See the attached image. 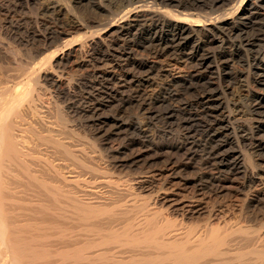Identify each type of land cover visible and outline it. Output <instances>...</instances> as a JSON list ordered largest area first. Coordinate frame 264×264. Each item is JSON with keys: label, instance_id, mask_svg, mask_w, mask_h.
I'll return each instance as SVG.
<instances>
[{"label": "rangeland", "instance_id": "374dc122", "mask_svg": "<svg viewBox=\"0 0 264 264\" xmlns=\"http://www.w3.org/2000/svg\"><path fill=\"white\" fill-rule=\"evenodd\" d=\"M107 1L110 7L105 4V8H100L98 0H0V50L10 46L22 51L24 55L19 52L18 60H22L24 65L28 63L26 66L30 70L20 73L16 68L17 58L3 54L0 60V91L4 90V87H12L24 78L37 76L43 68L51 70L47 64L51 65L49 60L54 53L59 56L58 60H61L60 68L51 65L54 71L59 70V76H56L62 78L61 81L55 85L53 82L45 83L41 80L42 82L38 83L40 88L36 89L38 86H35L36 93L43 92L40 94L42 99L38 101V105H41L38 118L37 115L28 114L31 118H27V124L26 121H22V124L20 122L21 127H28L26 130L33 128V132H39H34L36 135L32 131L30 132L33 134L27 132L28 138L30 137L27 139L30 141L27 147L31 151L34 147L36 151L41 150L42 161L45 158H54L63 177L60 179L53 175L52 178L46 167H43L45 163L41 166L42 161H36V167L31 166L40 174L36 175H44L43 179L46 183H51L48 186L54 188V192H57L55 188L59 187L61 193L67 194L66 196L83 199L84 203H89L88 206L106 210L100 215L102 219L98 216V220L94 218L87 222L89 225L122 230L128 223L136 220V224L133 223L136 230L141 225L144 226L147 216L151 217L156 212V222L160 224L166 220L171 221L174 224V232L185 233L190 230L197 237L213 227L220 233L242 228L246 233L234 238H242L243 241L235 242V239L234 246H239L233 247L234 249L243 248L241 245L264 249V102L258 106L259 98L264 101V83L257 82L258 79L262 80L260 77L264 78V64L250 70L245 62L250 54L256 55L257 51L264 48V0H253L255 9L257 7L254 11L257 13L253 16V21L243 29L246 34L242 31L245 39H259L260 46L253 51L246 48L247 51H237L234 43L238 42L239 38L235 36L231 38L230 43L222 45L223 37L216 32L217 26L220 27L222 23L215 20L213 26H209L214 27V31L209 34L213 39L197 33L194 35V42H190L184 49L178 48L176 43L167 44L169 48L165 54L160 52L163 45H166V37L160 30H151L149 26L141 30L124 28V24L118 19L122 16L119 12L123 10L122 3L125 4L127 0ZM178 1L189 8L191 6L196 13H213L209 4L212 0ZM196 1H205L206 6L203 2L196 5ZM226 1L230 5L227 8L232 5L236 8L242 0H230L233 4L229 0ZM65 6L71 9L70 13L63 8ZM77 21L85 24L86 28L73 31L71 28ZM70 30L72 31L69 32ZM64 33L68 36L63 37ZM96 33L97 36H93ZM211 40L213 43H210ZM196 50H199L200 55H217V59L213 60V64L203 67L197 60H190L188 54L197 53ZM222 51L227 52V57L231 58L227 65L222 64L223 60L219 57V52ZM218 91L222 92V101L225 100L231 107L244 105L242 110L244 109L245 114L240 118L245 126L248 124L246 127L251 130L250 135L248 132L243 135L239 131L238 134H221V125L216 122L222 118V114H212L211 112L216 110V104L207 105V99L204 98ZM249 92L252 95L247 97ZM27 106L24 107L26 111L29 108ZM204 106L208 108L205 109ZM255 107L260 113L256 112ZM226 113L224 112V115ZM38 135L53 136L67 146L73 155L66 154L63 147L47 141L40 142ZM242 136L245 137L244 140ZM237 139L240 142H237ZM228 140L234 143L227 144ZM238 151L249 154L245 160L250 157L252 159L253 164H250L247 174L234 168L235 159L232 153ZM11 179L10 184L6 183L10 188L6 185L3 193L1 191V197H4L1 209L4 216L8 215L4 218L7 226H10L9 231L16 228L21 230L23 224L27 226L30 223L28 227L33 226L34 231L28 227L22 229L26 232L29 230L30 235L31 231L35 234V230L44 225L48 228L58 225L75 229L73 232L69 231L73 235L71 240L75 238L72 243L96 239L95 232H90L91 235L86 230L81 232L86 226L82 225L84 222L71 217H67V220L62 218L64 216L60 218L63 213L58 216L63 221L56 215L54 220L52 213L43 215L46 212L40 211L43 210L42 204L48 206L49 200V206L52 208L61 203L72 205L73 202L66 199L68 197L61 196L60 202H54V199L50 198L51 192H47L51 189L44 191L46 188L40 185L37 187V184L33 186L23 182L27 186L25 187L23 183H16L15 179ZM41 219H44L43 223ZM107 221L110 224L107 225ZM49 231L55 232L53 229ZM94 233L96 236L92 235ZM56 238L53 235L45 244L51 247L55 243L58 246L54 244L51 248H62L70 240L67 238L66 242L61 239L63 241L60 242V239ZM78 238L81 239L78 241ZM245 239L247 242L250 240L247 243ZM110 249L111 253L114 252L120 258L125 257L126 261L132 255L129 249L124 251V248L114 246ZM1 250H4L3 247ZM129 252L131 254H128ZM4 253L6 252L0 253V264H6L8 260Z\"/></svg>", "mask_w": 264, "mask_h": 264}, {"label": "bare ground", "instance_id": "6f19581e", "mask_svg": "<svg viewBox=\"0 0 264 264\" xmlns=\"http://www.w3.org/2000/svg\"><path fill=\"white\" fill-rule=\"evenodd\" d=\"M98 1L100 2V3L98 2L99 3L98 7H100V8H105L104 5L106 4L105 6H107L109 4V3L107 4V2H108L107 0L106 1L98 0ZM109 1H111V0H109ZM122 2H123V0H122ZM200 2H203V1H200ZM200 2H197L196 5H199ZM227 3L228 2L226 0H212V2L209 4H211V9L213 10L211 12H213V13L207 14V11H205L206 13L201 14V13H199L200 11L197 10L198 13H196L194 8H191V6L189 8L188 6H186V4H184L183 2L181 3L178 0H127V2L125 4L122 3L124 7H123L122 11H119L120 13H122V16L118 19V21H120V23L122 22L124 24V26H123L124 28H128L130 30L133 28L137 29V30H141V28H144L146 26H149L150 29L151 28L155 29V31L160 30L161 34L166 37V40H165L166 45H163V48L161 49V51L158 50L161 52V54L167 53L168 48H169V47H167V44L171 45L170 43H172V44L176 43L178 48H183V49L186 48V46L190 42H192L194 39H196L194 37V35H196L197 33L198 34L202 33V34L206 35L209 39H213V37L212 38L209 37V34L211 31H214V27L211 28L209 26H213L215 20H216V22L218 20V22L221 21L220 23H222V25L220 27L219 26H217V28L215 27L216 32L218 31L220 36L223 37L222 38L223 41L222 40H221L222 42L220 41L222 43V45H226V44L230 43L231 38L235 36V37L239 38V41L237 40L238 42H236L239 45L234 43L237 51H240L241 49L244 50L245 48L248 51H253L254 48H256L257 46H260V45H258L259 39H257V40H248V38L245 39L242 31H243V29H245V27H247L250 24V21L253 19V16L257 13V12L255 13V11H254L257 9V7L255 9L254 1L253 0H242L241 3L238 1V3H240V4L236 5V8L234 5H232V7H230V8H227L230 6ZM193 5H194V3H193ZM66 6L63 8L65 10H68L70 13L71 9H69ZM205 6H206V4H205ZM205 6H204V8H205ZM71 7H73V6H71ZM109 7H107V8H109ZM103 11H104V9H103ZM108 11H111V10H108ZM101 12H102V10H101ZM72 14H74V13H72ZM203 14H205V15H203ZM223 17H225V18H223ZM216 24H218V23H216ZM216 24H215V26H216ZM84 26H85V24L81 23L80 21H77V22H74L71 29L73 31L77 32L79 30L86 28ZM101 26H103V25L101 24ZM109 26L110 25L108 24V27ZM103 27H105V25ZM118 27H119V25H118ZM72 30H70L69 32H71ZM106 31H107V29H106ZM69 32H67V33H69ZM67 33L62 34L63 37L66 36ZM97 34L98 33L94 34L93 36L96 37ZM99 34H100V32H99ZM246 37H247V35H246ZM45 38L47 39V37H45ZM236 39H235V41H236ZM235 41L232 40V42H235ZM0 42H2V41H0ZM46 42H47V40H46ZM211 42H212V40L210 41V43ZM68 45H70V44H68ZM242 45H244L243 48H242ZM73 46H75V45H73ZM0 47H2V45H0ZM71 47L69 46V48H71ZM65 51H66V49H65ZM19 52H20V50L18 51L17 48L15 49V47H10V46H8L7 48L3 47V51L0 50V60H1V56L3 54H9L11 56L16 57L17 59L15 58L16 59L15 62H16L17 71H19L20 73H23L28 69V67L26 66L28 63H26V65H24L25 63L23 64L22 60L21 61L18 60V58L20 57V54H22L21 53L22 51L20 52V54H19ZM196 52L197 53L188 54L190 56V60H197V62H199L200 65L203 67L210 65V64H213V62H214L213 60H215V58L217 57V55L216 56L215 55L214 56H207L208 54L207 55H204V54L200 55V54H198L199 50H196ZM257 52L258 53L256 55L250 54L247 61H245L248 63V68L250 70H252L253 67H255V66H262L264 64V48H263V50L257 51ZM219 53H220L219 57H221V60H223L222 64L227 65L228 62H230L231 58L229 59V57H227V52L222 51ZM22 55H24V54H22ZM68 58H70V57H68ZM58 59H59V56L55 55V53H54L53 56L51 55V57H50V60H49L50 64L51 65L53 64V67L60 68L61 66L59 67V64H60L61 60H58ZM41 62H42V60H41ZM62 63H64V62H62ZM51 65L47 64V67L51 68L52 71L47 70V69L45 70L43 68L44 70L42 69V71H39L37 76L33 77L34 76L33 75L32 76L33 78L28 77L27 79H25L22 75V77L24 79L17 81V83H15L12 87H8V88L4 87V90L0 91V247H1V249L3 247V249H4L3 251L6 252L4 254H6L8 257L7 262H5L6 264H233V263H235V264H264V249L259 248V247L254 248L253 246H252L253 248H251L250 246H248L250 248H247V246L244 247L243 245H241V243H240V245L243 248H237V247H236V249L233 248L235 246H239V245L234 246V244H236V243L233 244L235 239H236L235 242H238V240H239V239H237L238 238L237 235H239V234L244 235V233H246V232H244V229H242V228L237 229L235 231H227L224 233H220L217 231L218 230L217 228H216L217 230H215V227H213L210 230H208V231L204 232L203 234H200L199 236L196 237L194 235V233L191 232L190 230L188 232H185V233L174 232V230H173L174 224L169 220H166L165 222L159 224L158 221L156 222L157 219H155V216L157 217V215H158L156 212L155 213L157 215L154 213V215L152 214L151 217L147 216L148 218L147 217L145 218L146 221H145L144 226H142L140 224L141 227L136 226V228L139 227L136 230L134 228V226L136 224L135 223L136 220L131 221L126 226H124V224H123L124 227L122 230L121 229L113 230L111 228L110 229H106V228L102 229V226L100 227V225H99V227H100L99 228V227L93 226V224L92 225L87 224V222L91 221L92 219L94 220V218H97V220H98V216L100 217V219H102L101 218L102 216H100V215L105 213L106 210H104L103 208H95L93 206L92 207L88 206L89 203L88 204H87V202L84 203L82 201L83 199L80 200L77 197L71 198V196H66L67 194L65 195V194L61 193V190L59 189V187L55 188V191H57V192H54L53 191L54 188L51 189L48 186L49 183H46L47 181L45 179H43V177H45L44 175H43V177L37 176L40 174H37L38 172L35 171L36 169L32 168L31 166L34 165L36 161H39V162L42 161V160H40L41 155H42V154L40 155L41 150L39 152V149H38L37 150L39 152L38 153L35 150L36 147L33 146L35 148L34 149L35 151L34 150L31 151V149H29L27 147V146H29V145H27V143L29 141L27 139L30 138V137L28 138L27 132L28 131L30 132L34 129L31 128L32 130H30V129L26 130L28 127L25 129L24 126L21 127V125H20V122L22 124V121L25 122L27 120V118L29 117L28 114H32V116L37 115L36 117L38 118V115L41 112L40 111L41 105H38V103H40L38 101L41 98L40 94H42L43 92L42 93L41 92L36 93V90H35V86H38L39 81L43 80L45 83L49 81V82H53L55 85H57L61 81L60 79H62V78H57V76H56V74L58 75L57 72H59V70L56 71V69H55V71H54L53 68L51 67ZM200 65H198V66H200ZM39 67H40V65H39ZM36 68H37V66H36ZM260 69H262V68H260ZM34 70H35V68L33 70H31V73ZM27 75H28V73H27ZM15 78H16V76H15ZM260 78H262V80L258 79L257 82L264 83L263 76ZM39 86H41V85H39ZM39 86L36 87V89L40 88ZM41 89H39V91ZM220 92L219 91L213 92L212 94L207 95L204 98L207 99L206 100L208 103L207 105H209L210 103L216 104L215 105L216 108L213 107L216 110H214L213 112L210 111L212 114H215V113L218 114V112H221L220 114H222V118L216 122L217 125H221V131H220L221 134L226 133V132H231V133L233 132L235 134L236 133L238 134L237 131L241 132L242 134L243 133L245 134V132H248V134H249V131L251 133V130L246 127L248 124L245 126L243 124V122H241L240 117L245 112V111L243 112L244 109L242 110L243 104L241 105V107L238 105H233V107H231L230 104H228L227 102H224L225 100L222 101V96H221ZM250 93L251 92L247 93L248 94L247 97L248 96L250 97V95H252ZM244 98H246V97H244ZM263 102L264 101H261V98H259L258 106L260 104H262ZM26 105H28L27 108L29 107L28 111H26L27 109H24V107ZM206 106H204L205 109L208 108ZM254 109L256 110V112L260 113L257 110L258 108L255 107ZM224 112H227V113L224 115ZM29 118H31V117H29ZM32 118H35V117H32ZM18 120H20L19 123H18ZM27 121H26V124H27ZM36 121H38V120H36ZM40 121H42L41 118H40ZM232 121H233V123H232ZM230 122L232 123V125ZM42 123H44V122H42ZM29 126H30V124H29ZM40 126H41V124H40ZM42 128H43V126H42ZM32 132H30V133H32ZM25 133H26V135H25ZM38 133H36V134H38ZM215 136H216V134H215ZM37 138L38 139L40 138L39 139L40 142L41 141L42 142L47 141V142L52 143L58 147H63V149H65V151H66V154L69 153L68 155H73L71 153V150H69V148L67 146H65L59 140L55 139L53 136H49V137L39 136ZM244 139H245V137L242 136V140H244ZM33 140H35V139H33ZM237 140H235V141H237ZM228 142L231 144L234 143V141H232V140H228L227 144H228ZM237 142H240V141L238 140ZM29 143H30V141H29ZM37 144H39V143H37ZM221 145H222V143H221ZM243 153L244 152H241V151L232 153L233 157L235 159V162L233 165H234V168L238 172L247 174L248 169L250 168L249 167L250 164H253V163L251 162L252 161L251 157L246 159L248 161L247 162L245 160V157L248 156L249 154L246 155L245 153L244 154ZM242 157H244L243 160H242ZM41 163H39V164H41V166L45 163L43 167H46V169L50 172L49 174L52 175V178H53V175L60 177V179L63 177V175H61L57 169V165L55 164L54 158L53 159L51 158V160L48 158H45L44 161H42ZM36 164H37V162H36ZM51 175H49V176H51ZM10 178H12L11 180L15 179L16 183L19 181L21 184L24 182L25 184H28V185L37 184L36 185L37 187H38V185H40V187H44V189L46 188L45 190L43 189L44 191H47V188L51 189L50 191H47V192H48V194H50V192H51L50 198L54 199V202L55 201L60 202L59 198H61V196H63V198L68 197L66 199L70 200V201L67 200L68 202H73L72 205H69L71 203H69V204H62V203L60 204L59 203L60 204L59 206L57 204L58 207L56 206V208H52L49 206V202H50V200H49L48 206H45V204H42L43 210H40V211H43V213H44V211L46 212V214H43V215H47L48 212H49V214L52 213L54 215V220H55V215L57 218H59L58 216H60L61 213H63L60 216V218L62 216H64L62 218L66 219L68 217L67 219L72 218V219L79 220L81 223L84 222V223H82V225L84 224L86 226H84L82 228L83 231L81 230V232H84V230H86V232H89V233L95 232V233H97L96 239H94V240L90 239L87 242L84 241V242H75V243L73 242L72 243V241L75 238L73 240H71L73 238V235L69 231L72 230L71 232H73V230H75V229H71L72 227L66 228L64 225L66 222L63 224L65 228H62V226L55 225V227H49L50 228L49 229L47 227V225H44V226L37 229V226H36L35 228L37 230H35V234L32 233V231H34V229H32L33 226L28 227V225L30 223L27 226H26V224H23L24 227L23 228L21 227L22 229H24L25 227L32 229V231H31L32 234L30 233V235H29V230H27V232H26V231H23L22 229L19 230L20 228H18V230H16L17 229L16 228L14 231L13 230L9 231L10 226L8 227L6 224L7 222H5L6 221L5 218L8 215L4 216L5 214L3 213L2 209H1V205H3L2 202H4V197L3 198L1 197V191L5 188L9 187L7 184L9 182ZM10 183H11V181L9 182V184ZM24 183H23V185L25 186ZM6 185H7V187H6ZM12 185H13V182H12ZM46 186H48V187H46ZM25 187H27V186H25ZM2 193H3V191H2ZM89 194H87L88 195L87 197H89ZM37 196H38V194H37ZM13 197H14V195H13ZM46 198H47V196H46ZM48 198H49V196H48ZM8 201H10V200H8ZM7 206H9V205H7ZM14 207H16V206H14ZM39 208L41 209V206ZM69 208L71 210H73L72 213H71V210H69ZM37 214H38V212H37ZM40 214H42V212ZM109 215H110V213H109ZM112 216L113 215H111V217ZM114 216L117 217L116 214H114ZM69 217H71V218H69ZM105 217H106V215H105ZM45 218L47 219V217H45ZM60 218H59V220H62ZM131 218H134V217H131ZM43 220L41 219L42 222L41 221L40 222L43 223ZM74 221H76V220H74ZM57 222H58V220H57ZM73 223L75 224L77 222H73ZM95 223H98V222H95ZM95 223H94V225H96ZM106 223L108 225L109 222L107 221ZM133 223H135V224H133ZM32 225H34V224H32ZM81 226H80V228H81ZM17 227H19V225ZM75 227H76V225H75ZM14 228H15V226H14ZM78 228H79V226H78ZM51 229H53L55 232L51 233V231H49ZM48 231L50 232V234ZM91 233H90V235H91ZM95 233L92 235H95ZM74 234H76V233H74ZM79 234H82V233L79 232ZM86 234L87 233H85V235ZM53 235L55 237H57L58 239H60V242H62L63 240L66 241V240H68L67 238H69L70 239L68 241L69 243L66 241L67 244L64 245V247H62V248L60 247L61 244H59L60 248H57V247L51 248L55 244L54 243L55 241H52L54 239L52 238V240H51L54 243L53 245H51V247H49L47 244H45V242L50 241L48 239L51 238ZM193 235L195 236V238H193ZM78 236H81V235H78ZM76 237H77V234H76ZM86 237H87V235H86ZM91 237H89V238H91ZM234 237H237V238H234ZM245 237H247V236H245ZM61 239H63V240H61ZM79 239H81V238H78V241H79ZM240 240H239V242L243 241V240H241V241ZM249 240H248V242H249ZM253 240H251V241H253ZM245 242H247V240ZM237 244H239V243H237ZM56 245L57 244H55V246ZM113 246L121 248V249L124 248V251L126 249H129V251L132 252V255L131 256L128 255L130 258L128 257L129 259L127 258L128 260L126 261L125 257H124L125 258V260H124L123 257H122L123 258L122 259V258L116 256L114 254V252L111 253L112 250L110 248ZM112 249H115V248H112ZM113 251H115V250H113ZM2 252H0V253H2ZM128 254H131V253L129 252Z\"/></svg>", "mask_w": 264, "mask_h": 264}]
</instances>
